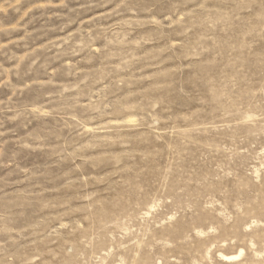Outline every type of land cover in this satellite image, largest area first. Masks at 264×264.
Segmentation results:
<instances>
[{
    "label": "rangeland",
    "instance_id": "obj_1",
    "mask_svg": "<svg viewBox=\"0 0 264 264\" xmlns=\"http://www.w3.org/2000/svg\"><path fill=\"white\" fill-rule=\"evenodd\" d=\"M0 264H264V0H0Z\"/></svg>",
    "mask_w": 264,
    "mask_h": 264
},
{
    "label": "bare ground",
    "instance_id": "obj_2",
    "mask_svg": "<svg viewBox=\"0 0 264 264\" xmlns=\"http://www.w3.org/2000/svg\"><path fill=\"white\" fill-rule=\"evenodd\" d=\"M240 254H241V253H240ZM240 254H239V255H240ZM235 255H236V254H235ZM235 255H234V256H235ZM226 256H227V255H226ZM229 257H230V256H229ZM231 257H232V256H231Z\"/></svg>",
    "mask_w": 264,
    "mask_h": 264
}]
</instances>
